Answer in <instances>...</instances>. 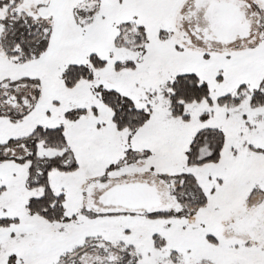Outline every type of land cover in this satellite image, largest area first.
Listing matches in <instances>:
<instances>
[{
	"label": "snow or ice",
	"instance_id": "snow-or-ice-1",
	"mask_svg": "<svg viewBox=\"0 0 264 264\" xmlns=\"http://www.w3.org/2000/svg\"><path fill=\"white\" fill-rule=\"evenodd\" d=\"M0 264H264V0H0Z\"/></svg>",
	"mask_w": 264,
	"mask_h": 264
}]
</instances>
